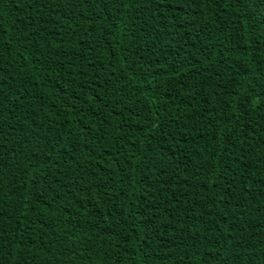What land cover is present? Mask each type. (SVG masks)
<instances>
[{"label":"trees","instance_id":"obj_1","mask_svg":"<svg viewBox=\"0 0 264 264\" xmlns=\"http://www.w3.org/2000/svg\"><path fill=\"white\" fill-rule=\"evenodd\" d=\"M0 264H264V0H0Z\"/></svg>","mask_w":264,"mask_h":264}]
</instances>
